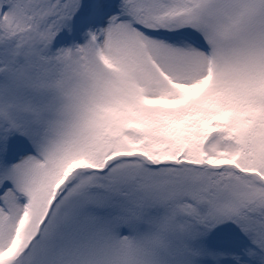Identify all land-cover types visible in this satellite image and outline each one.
I'll return each mask as SVG.
<instances>
[{
    "label": "snow or ice",
    "instance_id": "snow-or-ice-1",
    "mask_svg": "<svg viewBox=\"0 0 264 264\" xmlns=\"http://www.w3.org/2000/svg\"><path fill=\"white\" fill-rule=\"evenodd\" d=\"M0 264H264V0H0Z\"/></svg>",
    "mask_w": 264,
    "mask_h": 264
}]
</instances>
